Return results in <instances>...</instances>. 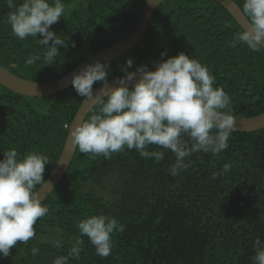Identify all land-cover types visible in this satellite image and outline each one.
Masks as SVG:
<instances>
[{
    "label": "trees",
    "instance_id": "obj_1",
    "mask_svg": "<svg viewBox=\"0 0 264 264\" xmlns=\"http://www.w3.org/2000/svg\"><path fill=\"white\" fill-rule=\"evenodd\" d=\"M242 10L243 0H233ZM65 16L50 29L67 40L52 64L36 39L20 40L7 23L11 9L0 0V64L32 81H51L105 47L127 37L135 28L145 0H63ZM241 27L215 0H163L149 16L137 44L110 60L108 81L132 69L157 63L179 52L206 65L231 97L235 118L264 112V50L229 46ZM37 38H41L38 34ZM75 42V46H73ZM165 53V55H161ZM40 56L33 64L29 56ZM100 82L94 84V88ZM0 159L15 149L21 156L43 153L48 176L57 161L68 128L80 103L74 87L47 96H26L0 85ZM95 104L84 119L98 111ZM228 148L218 155L197 152L187 170L170 174L175 156L162 161L143 158L125 148L92 158L76 147L69 166L43 203L49 209L34 225L36 235L14 249L13 264H53L67 256L82 239L79 259L68 264H253L255 241H264V128L233 131ZM150 151L163 150L157 146ZM231 169L223 172V165ZM105 214L123 225L113 235L112 253L102 258L77 224ZM41 239H38V238ZM59 240L61 247L54 241ZM32 248L38 255H32Z\"/></svg>",
    "mask_w": 264,
    "mask_h": 264
},
{
    "label": "clouds",
    "instance_id": "obj_2",
    "mask_svg": "<svg viewBox=\"0 0 264 264\" xmlns=\"http://www.w3.org/2000/svg\"><path fill=\"white\" fill-rule=\"evenodd\" d=\"M11 9L7 23L20 40L36 39L43 46V57L52 64L67 40L50 29L65 16L63 0H7ZM242 12L246 23L233 34L229 46L246 45L253 52L264 50V0H243ZM40 34L41 38H37ZM75 46V42H73ZM162 56L165 53L161 54ZM40 56H29L33 64ZM133 61L126 62L124 75L113 86L108 81L110 60L96 61L74 73L71 84L80 97L98 104V111L87 119L75 120L69 129L73 145L92 158L103 155L110 159L113 153L125 148L135 149L145 159L160 162L165 151H171L175 163L172 176L190 167L193 153L218 155L228 148V140L236 130V119L230 110L231 97L209 68L199 60L179 52L156 64L132 69ZM139 74V78H137ZM101 87L94 91V84ZM131 85V86H130ZM155 145L158 149L150 151ZM0 159V256L7 257L18 242L27 244L35 237L34 225L46 216L40 190L51 185L45 181V167L50 162L43 153L21 156L15 149L3 152ZM231 169L224 164L222 173ZM77 227L81 237L87 236L96 254L108 257L113 249V235L123 230L116 218L103 213L82 219ZM61 247L59 240L54 241ZM82 239H77L67 256H58L53 264H68L69 257L79 259ZM253 264H264V241H255ZM32 255L38 249L32 248Z\"/></svg>",
    "mask_w": 264,
    "mask_h": 264
},
{
    "label": "water",
    "instance_id": "obj_3",
    "mask_svg": "<svg viewBox=\"0 0 264 264\" xmlns=\"http://www.w3.org/2000/svg\"><path fill=\"white\" fill-rule=\"evenodd\" d=\"M162 1L163 0H145L141 14L139 16V20L134 30L127 37L115 44L103 48L93 56L77 64L74 68H72L62 77L51 81L27 80L11 73L0 64V85L13 92L26 96H47L58 93L70 87L72 85L71 80L73 74L79 72V70L84 66L91 63H95L96 61L103 62L106 58L109 60L117 58L122 54L126 53L132 47H134L146 30L150 14L155 9V7ZM215 1L218 2L242 28V26L246 23V19L240 7L233 0ZM122 76L123 75L110 79L109 83L115 86V84L119 81ZM137 78H139V74ZM100 87L101 84L95 87L94 91L99 89ZM94 105L95 104L92 103L91 100L84 98L80 103L71 123L75 120L79 121L81 119H84L88 111ZM235 119V131L237 132L255 131L264 128V112L252 117ZM75 149L76 146L73 145L71 142V137L69 136L68 129L60 155L57 161L55 162L52 170L45 179V181L50 182L51 185H46L40 190V195L41 197H44V199L58 184L63 174L67 170L69 163L74 155Z\"/></svg>",
    "mask_w": 264,
    "mask_h": 264
},
{
    "label": "rangeland",
    "instance_id": "obj_4",
    "mask_svg": "<svg viewBox=\"0 0 264 264\" xmlns=\"http://www.w3.org/2000/svg\"><path fill=\"white\" fill-rule=\"evenodd\" d=\"M0 91H1V88H0ZM38 239H41V238L39 237ZM41 240H42V239H41ZM22 243H23V242H18L17 246H14V247L10 250V252H11L12 250H14V249H17V250H18L19 248H21ZM17 250H16V252H14V254L10 257V260H9L6 264H13V262H14L15 259H16L17 254H18V252H19V251H17ZM2 258H4V256H0V261L2 260Z\"/></svg>",
    "mask_w": 264,
    "mask_h": 264
}]
</instances>
